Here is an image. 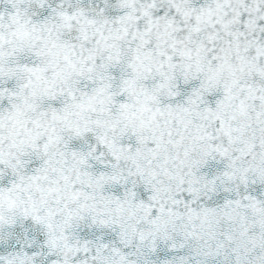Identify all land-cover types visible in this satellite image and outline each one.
I'll return each instance as SVG.
<instances>
[{"label": "snow or ice", "instance_id": "6c2138e0", "mask_svg": "<svg viewBox=\"0 0 264 264\" xmlns=\"http://www.w3.org/2000/svg\"><path fill=\"white\" fill-rule=\"evenodd\" d=\"M0 264H264V0H0Z\"/></svg>", "mask_w": 264, "mask_h": 264}]
</instances>
